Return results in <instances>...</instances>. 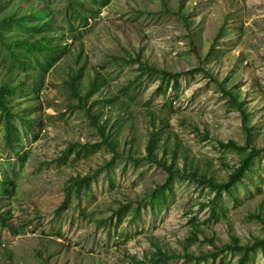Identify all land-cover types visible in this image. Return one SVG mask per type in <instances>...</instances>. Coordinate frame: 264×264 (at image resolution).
Masks as SVG:
<instances>
[{
    "label": "rangeland",
    "instance_id": "1",
    "mask_svg": "<svg viewBox=\"0 0 264 264\" xmlns=\"http://www.w3.org/2000/svg\"><path fill=\"white\" fill-rule=\"evenodd\" d=\"M242 113L264 149V0H0V264H240L211 241L264 239V153L204 180Z\"/></svg>",
    "mask_w": 264,
    "mask_h": 264
},
{
    "label": "trees",
    "instance_id": "2",
    "mask_svg": "<svg viewBox=\"0 0 264 264\" xmlns=\"http://www.w3.org/2000/svg\"><path fill=\"white\" fill-rule=\"evenodd\" d=\"M142 70H145V69H142ZM156 72H161V71L156 70ZM1 104H2V106H4L3 102ZM240 109H241V107H240ZM242 114H243V119H244V127L248 133L247 145L245 147H241L237 143L231 141V142H228L226 144L221 143V147L225 148V149H233V150H238V151H249V155L245 159L244 163L242 164V167L236 171V173L232 177L231 181L228 182L227 184L217 185L213 181L204 180L205 184H209L210 187L218 195H220L223 191H230L231 187L234 186L237 182H239L244 177V175H245L247 169L249 168V166L251 165L252 161L264 153V149H257L255 146H253L251 132L248 129V117L245 113H242ZM102 134L104 136L105 142H107V144H109L110 143L109 138L105 135L104 132H102ZM154 136H156V134H153V137L151 138V140L149 142V145L147 147V157L144 158V160L145 161H147V160L151 161L154 164L161 167L163 170H165L169 175L168 183L173 182L176 178L185 179V178L189 177V175H187L186 172L181 173L179 170H176L175 167L168 166L167 164H163L158 160V158L156 156V152H155V138L156 137H154ZM190 177L194 178V179H199L197 174H192V175H190ZM74 188H75L74 186H70L66 190V198H68L70 196V193L72 192V190H74ZM263 225H264V222H263ZM211 244L214 246L217 253L224 254L228 251L243 252V258L240 260V264H246L248 259H249L250 254L254 253L257 249H262L264 251V239L256 241L254 243V245L251 247L241 246V245H239V242H234L233 245H226L222 248L217 247L213 241H211ZM159 253H160V256L162 258L165 257L164 254H161V252H159ZM217 253L213 254L212 256H216Z\"/></svg>",
    "mask_w": 264,
    "mask_h": 264
}]
</instances>
